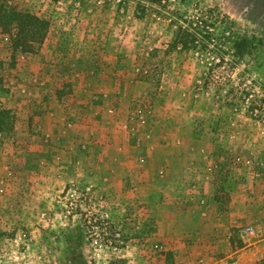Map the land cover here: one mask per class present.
Returning a JSON list of instances; mask_svg holds the SVG:
<instances>
[{"label": "rangeland", "instance_id": "374dc122", "mask_svg": "<svg viewBox=\"0 0 264 264\" xmlns=\"http://www.w3.org/2000/svg\"><path fill=\"white\" fill-rule=\"evenodd\" d=\"M0 4L50 23L32 53L0 30V108L10 114L0 131V264H69L79 227L89 264H175L174 239L161 234L173 219L147 197L166 163L195 169L227 211L232 194L260 203L233 223V242L264 238V110L227 105L225 90L205 84L216 55L174 47L170 28L172 16L203 15L216 36L264 41V0H171L145 13L130 0Z\"/></svg>", "mask_w": 264, "mask_h": 264}, {"label": "trees", "instance_id": "16d2710c", "mask_svg": "<svg viewBox=\"0 0 264 264\" xmlns=\"http://www.w3.org/2000/svg\"><path fill=\"white\" fill-rule=\"evenodd\" d=\"M130 1L137 7L135 13L140 11L145 13L150 6H166L171 0ZM205 18L203 15H195L189 19L180 15L172 16L170 18V28L173 30L172 45L183 51H212L217 58L205 75V84L218 85V90H225L223 95L219 94V98H224L227 105L238 107L241 102H248L255 117L258 108L264 110V74L256 75L254 68L248 67H258V64L264 66V41L257 37L233 38L227 34L216 36L207 28ZM49 28L50 23L44 17L0 4V30L10 37L12 46L17 51L24 53L36 51L37 46L44 44ZM244 65L247 68L240 70ZM238 70L242 76L248 75L247 82L238 76L236 77L238 80L235 79L233 75ZM242 93H246L245 96ZM8 119H10L8 111L0 108V131ZM81 237L82 229L79 227L77 233L67 239L69 264H89L82 249ZM259 264H264V259Z\"/></svg>", "mask_w": 264, "mask_h": 264}, {"label": "crops", "instance_id": "0c3cea01", "mask_svg": "<svg viewBox=\"0 0 264 264\" xmlns=\"http://www.w3.org/2000/svg\"><path fill=\"white\" fill-rule=\"evenodd\" d=\"M175 166V163L163 165L167 173L163 179H155L159 189L147 193L148 199L157 198L163 215L173 219L171 229L161 228V234L174 239L171 250L175 264H200L201 258L206 259L205 264H259L264 256V238L250 236L239 245L233 242L236 233L233 223L243 218V214L261 210L260 203L232 194L231 209L227 211L220 200L208 195L206 185L211 187L210 181H199L195 169L188 175L186 168L183 173H174V169H182ZM149 186L147 182L145 187ZM194 220H202L205 227L195 226Z\"/></svg>", "mask_w": 264, "mask_h": 264}, {"label": "built area", "instance_id": "2783aa9c", "mask_svg": "<svg viewBox=\"0 0 264 264\" xmlns=\"http://www.w3.org/2000/svg\"><path fill=\"white\" fill-rule=\"evenodd\" d=\"M252 233H253L252 228H246L245 231L241 233V235L243 238H245V237H249Z\"/></svg>", "mask_w": 264, "mask_h": 264}]
</instances>
